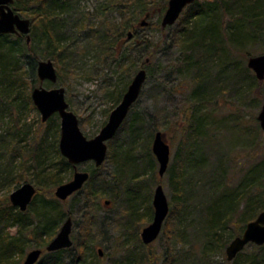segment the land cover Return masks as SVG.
I'll return each mask as SVG.
<instances>
[{"label": "trees", "instance_id": "trees-1", "mask_svg": "<svg viewBox=\"0 0 264 264\" xmlns=\"http://www.w3.org/2000/svg\"><path fill=\"white\" fill-rule=\"evenodd\" d=\"M104 1L105 5L101 8L100 15L105 20L100 25L90 24L87 28L85 24L82 25L83 18L79 17L80 0H14V10L31 19V41L27 42L26 35H0V122H3L5 114L12 117V120L5 124V128L2 126L0 128V184L15 180L13 163L18 157L24 158L25 155L30 158L28 163L34 162L38 169L41 191L44 188L51 189L65 183L63 173L74 170L59 149L61 128L57 123L56 115L47 122V129L42 135L35 131L34 136L28 138L30 127L27 130L21 128V113L25 109L35 107L31 91L26 92L24 88L26 86L30 88L29 90L34 88L31 82L25 80L24 65L26 64L30 75L34 77L38 62L50 57L56 66L58 79H61L64 74L73 75L78 68L77 64L81 63L93 50L98 51L105 61L120 60L119 58L123 56V47L138 38L137 26L140 23L138 20L143 19L148 13L151 15L150 18L154 15L162 18L169 2V0ZM113 12L120 15L119 21L109 19L110 13ZM158 28L165 32L161 25H158ZM85 30L87 37L84 39L89 42L86 46L80 41L77 42L78 34ZM129 32L134 34L131 41L127 39ZM176 37L183 55L180 60V70L184 72L185 77L193 81L194 88L191 96L195 99V104H199L197 107H192V115L189 117L182 138L183 151L174 164L171 166L169 164L167 170L168 172L172 169L170 182L176 204V209L171 211L173 220L169 227V238L171 241L184 243L185 240L179 238H183L181 233L189 227L185 225L184 220L191 211L189 208L193 205L192 198L195 195L198 196L197 188L205 189L207 184L197 186V181L202 182L206 178V175H202L205 167L207 169L204 162L207 157L204 155L208 151H218L217 145L213 142L215 136H218V129L222 127V124H215L216 115L208 111L202 113L201 108L214 104L218 96L227 92H234L236 97L241 99L252 96L254 91H261L258 97L260 99L254 97V102H260L264 96V81H258L249 68L240 67L236 58V53L239 52L250 55L248 51L246 52L250 47L264 49V0H197L184 10L181 27ZM10 39L12 48L7 47V51L2 52L5 42H9ZM40 43L44 50L41 54L37 47ZM140 43L143 49L150 53L149 57H153L157 52L159 43L155 46L148 40ZM14 45H19L20 48L15 49ZM18 54L20 56L16 58ZM148 65L145 61L140 69H146ZM121 66L122 64H119L118 67ZM128 85L127 80L119 88L117 102H121ZM154 89L157 91L159 88ZM53 125L55 137L53 142L49 143L50 128ZM200 126L206 128L216 126L215 135L202 132ZM126 129L128 139L121 142L120 133ZM144 130L143 122L138 115H134L130 121L126 119L116 137L109 142L107 158L114 164L116 170L110 183L101 180L98 185V168L92 167L89 170L90 179L83 192L76 193L65 203L55 198L41 200L40 194L37 193L28 210L22 212L14 207L8 198L0 200V264H19L15 257L19 255L23 258L25 251L31 247L43 250V256L38 264H96L99 253L97 254L95 250V231L100 228L102 237H105L108 233L106 228L108 223L104 221L102 224V221L101 223L96 221L95 211L99 206V200L103 197L110 198L108 199L111 202L110 205L117 202L116 194L113 193L117 187L127 188L124 205L126 219L123 228L133 238L130 233L136 228V223L151 220L154 216L150 186L151 183L152 185L157 183L155 173L158 162L152 151L156 133H150L149 137L141 141ZM23 142H27L26 147L23 146ZM51 148L54 149L58 161H53L55 168L51 170L54 171H50L45 176L44 173L48 169L44 165ZM228 157L229 155L226 154L220 155L217 169L211 170L212 175L208 177L214 183L209 185V188L212 187L216 193H220L226 187L223 183L228 180L229 171L221 168L220 164L225 165L229 162ZM24 164L25 162H22L23 167ZM23 170L27 168L24 167ZM249 170L244 175L242 187L233 189L234 197L229 204H226L225 211L218 214L219 216L213 212V208L217 206L216 203L221 197L213 199L205 208L206 220L201 221L200 236V239L206 243L205 249L208 250L203 251L205 254L214 252L216 248H224L228 244L230 240L222 243L223 230L232 228L236 235L240 236L246 225L264 211V169L260 172L258 166H253ZM194 174L202 176L194 182ZM19 185L20 183H17V187ZM38 203L41 207L37 212L34 208ZM77 204H81L84 210L83 217L86 219L83 223L84 234L80 233L74 238L72 248L47 253L46 247L58 234L59 225L63 224L67 218L75 217L74 211ZM144 205L145 207L147 205V208L142 211ZM49 207L55 209L54 217L45 211ZM176 210L177 214H175ZM111 223L119 226L122 223L121 217L118 221L113 219ZM11 228H17L16 235H12L9 231ZM125 239L130 238L126 236ZM133 239L136 243L126 245L131 249L121 263L145 264L146 260L152 263L151 255L145 256L148 246L143 244L137 232ZM251 246L257 248L258 253L254 257L242 260V264H264V246ZM169 250L167 258L170 264H184L182 262L186 258L185 255L176 252L175 248ZM65 253L71 255L69 262H65ZM89 255L94 257L93 261L89 259ZM105 255L107 256L108 252ZM204 257L207 258L208 253ZM242 257L243 254L240 253L236 262Z\"/></svg>", "mask_w": 264, "mask_h": 264}, {"label": "rangeland", "instance_id": "rangeland-1", "mask_svg": "<svg viewBox=\"0 0 264 264\" xmlns=\"http://www.w3.org/2000/svg\"><path fill=\"white\" fill-rule=\"evenodd\" d=\"M104 5V0H80L81 12L79 17L83 18V22L81 21L83 23L82 25L85 24L87 28L90 24L100 25V23L105 20L104 18H101L100 15V10ZM12 8L14 10L13 5ZM16 13L23 18L30 19L20 12ZM182 17L183 14L178 22L174 26L166 28L165 32H162L158 28V25H161L162 21V18H160L159 15H154L152 18H149V25L146 27H140L138 25L142 20V18H140L136 24V26L138 25V38L134 41L132 40L123 47V56L122 58H119L120 60L115 61L108 59L105 61L104 58H101L98 51L93 50L88 53V56L81 63L77 64L78 68L73 75L68 76L64 74L61 79H58L57 83H51L49 81L41 82L37 73L32 77L25 64V80L31 82L34 88L43 87L48 90L64 88L66 91V100L70 106V110L74 112L79 119L81 131L88 139H92L99 134L101 129L108 122L112 111L119 105L120 102L116 101L119 88L127 80L130 85L138 69L143 65V62L149 61V65L146 67L148 71L147 81L139 100L131 110L128 121H130L134 115H138L143 122L145 130L141 141L145 140L147 136L149 137L152 132L155 134L160 131L165 135V139L171 147V166L183 151L181 149L182 138L184 137L189 117L192 115V107H197L199 105L197 103L195 104V99L191 96L194 88L193 81L185 77L184 72L180 70V60L183 55L181 46L177 44L176 34L181 27ZM120 18L121 17L118 13H110L109 19L119 21ZM85 32L86 30L83 33L78 34L77 42L80 41V43L86 46L89 42L87 39H84V37H87ZM145 40L152 42L154 46L159 43L157 52H155L153 57H149L150 53H147L140 43ZM12 46L13 44L10 39L9 42H5L2 52L7 51V47L12 48ZM14 47L15 49L20 48L19 45H14ZM37 47H39V53L41 54V51H44L43 45L40 43V45L37 44ZM247 51L250 55H247L245 52L236 53V51H234L237 54L234 53L238 59L240 67L242 66L244 68L245 66L248 68L247 62L249 57L264 54V49H261L260 47H250L246 52ZM19 54L16 58L20 56ZM123 58L125 59L123 60ZM41 60H51V58L47 57ZM119 64H122V66L118 67ZM137 67L139 68L136 69ZM24 88L26 92L31 91V93L34 89L29 90L30 88L27 86ZM154 88H159L160 90L158 89L155 91ZM260 92L261 91L259 90L254 91L252 96H245L241 99L236 97L234 92H227L218 96L214 100V104L202 107L203 109L201 108L202 113L208 111L216 115V120L214 119V122L215 124H222V127L221 129H218V136H215L213 142V144L217 145L216 150L218 151H208L204 155L207 157L206 161L204 160L207 169L205 167V172L202 175H206V178H204V181L200 182L197 180L202 175L200 174V176H196L194 174L193 181L198 182L197 186H203L204 183L207 184L205 189L200 190V188H197L198 191L196 193L198 196L195 195V197L192 198L193 205L189 208L191 211L187 216V219L184 220L185 225L187 224L189 227L185 228V231L181 233L183 238H179L185 240L184 243L181 241L174 242L169 238V227H171L173 220V217H171V211L176 209L173 189L171 188L170 182L172 169H170L164 177H160L158 173L159 165H157L155 173L157 183L153 185L151 183L150 186L151 204L153 206L155 189L161 184L169 201L170 213L158 239L145 250V256L151 255L150 258L152 259V263L149 260H146L147 262L145 264H170L167 256L169 255V249L173 250L174 248L176 252L186 256L182 262L184 264H192L193 262H197V264H242V260L248 257H254V255L258 253L257 248L248 245L242 252L243 257L238 262H236V259L228 261L226 248L230 242L238 236L236 235L235 230L228 228L222 231V243H227L228 240H230L228 244L224 248H216L212 253L207 252L208 257L205 258L204 255H207V253L205 254L203 251L208 250L205 249L206 243L204 240L200 239V236L202 230L201 221L206 220L205 208L212 202V200L221 197L216 203L217 206L213 208V212L218 215L225 211L226 204H229V202L232 201L234 197L233 189H239V187H242L244 175L250 171L249 169H252L253 166H258V171L260 170V172H263L264 132L261 129L257 117L261 111L264 96L261 98L260 102H254L253 100L254 97H259ZM259 99L260 98H258V100ZM56 116L58 117L57 123L60 126V117L58 115ZM11 120L12 117L9 114H5L3 122H0V128L1 126L2 128H5V124ZM20 121L22 129L24 128L27 130L28 127L31 129L28 138L34 136L33 134L35 131L40 132V135H42L48 126V123L42 122L41 113L36 107L23 110ZM215 128L216 126L211 128L200 126L201 131H205L208 135H215ZM49 135V143H52L55 137L54 125L51 126ZM21 136L23 135L21 134ZM119 139L121 142L127 141V129L120 133ZM22 144L25 147L27 146V142H23ZM49 154L48 160L44 165V167H47L48 169L44 173L45 176L50 173V171H54L51 170L53 167L55 168V166H53V161H58L53 148H51ZM219 154L222 156H224V154L229 155L228 158L230 159L228 160L229 162H227L228 166L227 163L225 165L220 164L221 168L229 171L228 180H225L224 183L222 181L226 187L223 188L220 193L228 188L229 189L222 195H220L219 192H217V194L215 190H212V187L209 188V185H214V183L208 179V177L212 175L211 170H214V168L217 169L219 165ZM29 159L28 155H25L24 158L18 157L16 162L13 163L15 167L13 177L15 180L0 184V200L8 198L10 202V195L25 183H30L37 189V193L40 194L39 199L40 197L41 200L56 199L55 190L57 187L51 189L44 188L42 191L39 189L40 177L38 175V169L34 162L28 163ZM22 162H25L24 167L27 168V170H23L24 167ZM92 167L97 168L93 162L83 163L78 166L79 171L86 172H89ZM115 171L114 164L109 158H107L105 163L98 168V185L101 183V180L110 183ZM216 173H218L217 170ZM63 175L65 176L64 182H69L73 178L74 170L72 169L64 172ZM17 183H20L18 187ZM126 192L127 188H115L113 193L116 194L117 202L112 203L109 206L104 205V201L110 199L109 197H103L99 200L98 205L100 207L98 206L95 211L96 221L99 223L102 221V224L104 221H107L108 224L106 225V228L108 233L105 237H102L100 228L95 231V250L98 254V249H103L105 253L108 252V255L106 256L104 253L103 257L99 256V260L96 261V264H123L121 263V260L128 255L127 252L131 249V247H127L126 245H135L136 240L133 239L135 233L137 232L141 239L142 230L153 221V219H151L137 222V225L135 226L136 228L134 227L135 229H132V232L130 233L133 238L124 231L123 226L126 219L124 215ZM39 207H41L40 203L34 208L35 211H40ZM146 208L147 205L146 207L144 205L142 211ZM54 210V208L49 207L45 211L49 212L50 215L54 217L56 215ZM74 212V225L71 235L73 241L80 233L81 235L84 234L83 223L86 220L83 217L84 210L81 204H77ZM177 213L178 211L176 210L175 214ZM120 217L122 223H120L119 226H115L114 223H111L113 219L117 221L120 220ZM169 217L170 221H168ZM61 224L59 225L57 233L60 231ZM233 224L235 225V220ZM9 231L12 235H16L17 228H11ZM126 236L130 239L126 240ZM34 249L35 248L33 247L28 248L25 251L23 258H20L19 255H17L15 260L19 262V264H23L26 255ZM64 257L65 262H69L71 255L65 253ZM89 259L93 261L94 257L89 255Z\"/></svg>", "mask_w": 264, "mask_h": 264}, {"label": "water", "instance_id": "water-1", "mask_svg": "<svg viewBox=\"0 0 264 264\" xmlns=\"http://www.w3.org/2000/svg\"><path fill=\"white\" fill-rule=\"evenodd\" d=\"M197 0H169L161 26L163 29L174 26L180 19L184 10L194 4ZM14 0H0V35H26L27 42L30 43L31 21L21 17L16 13L12 5ZM148 13L139 23L140 27L149 25ZM134 37L133 32H129L127 39L130 41ZM149 61H147L148 63ZM248 68L255 74L258 81H264V54L251 56L247 62ZM37 76L41 82H58V73L52 60H41L37 65ZM148 78L145 68L140 69L134 76L127 91L125 92L119 105L112 111L108 122L101 129L99 134L92 139H88L80 129L77 115L70 110L66 100L64 88L45 89L43 87L34 88L32 100L41 113L42 122L47 123L54 115L60 117V141L59 149L62 156L74 167V175L69 182L59 185L55 190V197L62 203L67 202L73 195L82 191L90 179V173L79 171L78 166L83 163L93 162L97 168L101 167L108 157V143L118 134L120 128L128 118L133 106L139 100L144 85ZM258 122L264 132V98ZM153 154L159 165V176L164 177L167 173L171 161V147L162 132H156L153 144ZM37 189L30 183L23 184L10 195L11 204L20 211L25 212L31 205ZM109 200L104 201L105 206L110 205ZM154 217L150 225L145 227L141 233L144 245L149 246L160 236L165 221L170 213V205L163 186L156 187L153 196ZM73 219L69 217L62 224L60 231L46 247L47 253H54L73 247L72 240ZM248 245L257 247L264 246V211L258 217L249 222L242 235L234 238L226 248L228 261H233L244 251ZM100 257H103V249H98ZM43 255L42 249L30 251L23 264H38Z\"/></svg>", "mask_w": 264, "mask_h": 264}]
</instances>
